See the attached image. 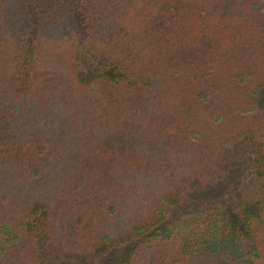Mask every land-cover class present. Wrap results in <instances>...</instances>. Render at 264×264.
<instances>
[{
	"label": "trees",
	"instance_id": "trees-1",
	"mask_svg": "<svg viewBox=\"0 0 264 264\" xmlns=\"http://www.w3.org/2000/svg\"><path fill=\"white\" fill-rule=\"evenodd\" d=\"M0 264H264V0H0Z\"/></svg>",
	"mask_w": 264,
	"mask_h": 264
}]
</instances>
